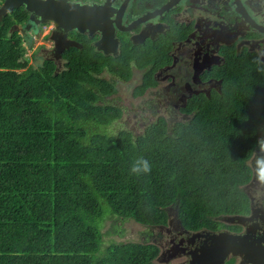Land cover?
<instances>
[{
	"label": "trees",
	"instance_id": "16d2710c",
	"mask_svg": "<svg viewBox=\"0 0 264 264\" xmlns=\"http://www.w3.org/2000/svg\"><path fill=\"white\" fill-rule=\"evenodd\" d=\"M28 18L23 8L0 17V264H158L152 243L105 237L117 221L163 225L170 209L193 229L249 210L262 75L235 72L223 95L195 101L199 112L186 122L110 134L123 109L99 74L130 79L131 66L90 44L67 49L62 67L47 58L21 65L26 48L14 27ZM96 80L113 91L97 97ZM109 103L116 113L104 110ZM138 157L150 174L130 175Z\"/></svg>",
	"mask_w": 264,
	"mask_h": 264
},
{
	"label": "flooded vegetation",
	"instance_id": "af4514ba",
	"mask_svg": "<svg viewBox=\"0 0 264 264\" xmlns=\"http://www.w3.org/2000/svg\"><path fill=\"white\" fill-rule=\"evenodd\" d=\"M65 1L68 4L88 5L104 10V18L107 20L103 21L102 28L108 36L111 31L115 33L118 43L112 47L116 53L110 51L106 54L98 49L97 44L104 34L98 28L86 29L84 34L73 29L67 34L57 31L56 36L60 40H63L61 36H66L68 40L79 43L82 48L78 49L81 50L86 44H90L95 48L94 52L110 59L120 57L126 65L131 66L130 79L106 71L99 76L116 87L115 92L109 96V101L121 95L120 83L134 84L130 96L134 101H141L137 107L141 125L142 121L144 126L147 125L145 120L150 123L164 120L168 125L186 122L199 112L193 106L195 101L211 98L213 94L223 95V89L235 76V72L254 73L264 77V0H247L245 5L242 0H236L237 4L234 0H219L221 7L212 11L205 0ZM29 19L30 15L28 21ZM117 20L120 22L119 26ZM48 26L49 30L46 32L50 46L47 47L50 49L46 48L45 58L54 60L62 67L64 61L52 56L56 54L55 44L51 40V35L55 32L54 25ZM18 28L19 26L17 30ZM28 28L34 32L38 25L32 22ZM27 31L29 29L24 33ZM63 42H59L61 47L64 46ZM256 103L258 102H254V109L262 110ZM148 115L150 117L147 120ZM260 138H264V126L259 129L258 139ZM252 160L254 161L253 156ZM255 179L253 170L250 184H263L264 191V182H257ZM245 191L250 199L249 210L237 215L251 218L245 220V226L238 224V221L230 223L228 220L232 218L226 216L219 219L218 226L214 229H193L184 225L178 219L176 211L170 209L165 224L146 229L147 236L156 242L159 250L156 262L202 264L198 261V254L208 241L206 236L209 234L229 232L240 235L252 229L250 235L253 240L260 239L264 245V193L261 192L259 196L251 195L247 186ZM224 264L248 262L243 256L230 254Z\"/></svg>",
	"mask_w": 264,
	"mask_h": 264
},
{
	"label": "water",
	"instance_id": "95a60500",
	"mask_svg": "<svg viewBox=\"0 0 264 264\" xmlns=\"http://www.w3.org/2000/svg\"><path fill=\"white\" fill-rule=\"evenodd\" d=\"M234 1L237 4L236 0ZM246 1L247 0H242L243 5H245ZM1 2L0 17L6 16L14 9L24 8L36 25H54L55 32L52 33L51 40L55 44L54 53H58L59 58H62V54L67 49L71 47L77 49L82 48V45L75 41L68 40L66 36H61L63 40L58 39L56 36L57 31H62L67 34L73 29L84 34L86 33V29H101L104 34L100 43L97 44V47L106 54H109L110 51L114 52L112 46L118 43L113 31H111L108 36L102 28L103 21L107 20L104 18L106 14L104 10H101L102 8L80 4H68L65 0H2ZM205 3L211 11L218 10L222 5L219 0H205ZM213 5L214 8L212 7ZM216 15L217 14H212V16ZM34 19L36 20L34 21ZM117 25H120L118 20ZM27 29L31 32L30 28ZM61 41H64L63 47L59 45ZM102 41H104L103 44L101 43ZM108 46L110 50H108ZM114 53H116V51ZM230 218H232L228 220L230 223L234 224L238 221V224L243 226L246 225V219L251 220V218H246L244 216H234ZM250 231L253 230L248 229L246 233L240 235L231 234L229 232L207 235L206 238H208V241L200 248L198 261L202 264H224L227 257L233 254L234 256H243L248 264H264V245H262L260 239L253 240ZM194 258L196 259L195 256Z\"/></svg>",
	"mask_w": 264,
	"mask_h": 264
},
{
	"label": "rangeland",
	"instance_id": "374dc122",
	"mask_svg": "<svg viewBox=\"0 0 264 264\" xmlns=\"http://www.w3.org/2000/svg\"><path fill=\"white\" fill-rule=\"evenodd\" d=\"M32 22L33 19L30 18L28 24L24 25L25 29L23 26H19L17 30L22 35L24 39L23 46H25L26 48V54L22 58L27 59V61L25 62L22 61L19 62L21 65L28 64L37 67L41 65L43 60L45 59V55L47 52L46 48L50 49V47H47V45L50 46V44L49 42H47L49 36H45V37L42 36V33L46 34V32H43V30L41 29L43 27L42 24L38 25V29H35L34 32L31 31V33L28 34V32L30 31H27V33H24L25 30H28L27 28L29 27V23ZM14 28H17V26ZM52 56L53 58L56 59L59 58L58 53L53 54ZM98 61L101 62V58H98ZM95 78L97 79V76H95ZM95 82H96L95 93L97 97L113 91V88L109 84H104V85L99 84L97 80ZM135 84H137V82ZM119 86H120V91H122L121 95H118L117 97H113L112 100H110V102L120 106L123 109V117L120 121L115 122L110 127H108L109 130L108 132H110L111 134L112 132H118L121 129L124 130L133 129L136 133H140L144 130V128L148 126L150 122L145 120L147 125L144 126L145 123L143 121L141 125L140 111H137L138 109L137 107L141 101L140 102L137 100L134 101L131 99L130 96L134 84L129 85L125 83H120ZM107 105L109 106L105 107L104 110L116 113L115 110L110 107L112 105L111 103ZM117 111L120 113L122 110L117 108ZM149 117L150 116L148 115L147 120L149 119ZM253 162L254 161L252 160V163ZM255 181L260 182L257 176ZM253 184L254 183H251L250 185L247 186V190L250 188L251 195L259 196L261 192L264 193L262 189L263 184H260L258 186ZM112 223L113 222L107 223L105 231L110 230ZM116 224L118 226L115 228V230L111 232V234L105 237L106 240H112L116 242H131V241L151 242L153 245L157 246V244H155L156 242L153 239H151L149 236H147L146 229L143 226H140L133 221H126V222L117 221Z\"/></svg>",
	"mask_w": 264,
	"mask_h": 264
},
{
	"label": "clouds",
	"instance_id": "9594fccd",
	"mask_svg": "<svg viewBox=\"0 0 264 264\" xmlns=\"http://www.w3.org/2000/svg\"><path fill=\"white\" fill-rule=\"evenodd\" d=\"M258 152H253L254 157V171L257 178L264 182V138L257 140ZM151 163L144 157L136 158L129 168L130 175L141 176L147 175L151 172Z\"/></svg>",
	"mask_w": 264,
	"mask_h": 264
},
{
	"label": "built area",
	"instance_id": "2783aa9c",
	"mask_svg": "<svg viewBox=\"0 0 264 264\" xmlns=\"http://www.w3.org/2000/svg\"><path fill=\"white\" fill-rule=\"evenodd\" d=\"M49 24H44L43 25V27H42V30H43V32H46L47 30H49V26H48ZM48 26V27H47ZM48 34H47V32H46V34H43V37H45V36H47Z\"/></svg>",
	"mask_w": 264,
	"mask_h": 264
}]
</instances>
